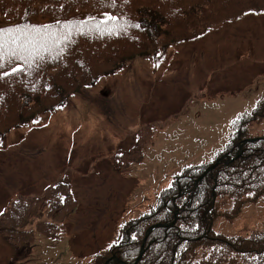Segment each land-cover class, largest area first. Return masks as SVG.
Masks as SVG:
<instances>
[{
    "label": "rangeland",
    "instance_id": "obj_1",
    "mask_svg": "<svg viewBox=\"0 0 264 264\" xmlns=\"http://www.w3.org/2000/svg\"><path fill=\"white\" fill-rule=\"evenodd\" d=\"M176 3L174 10L184 11L189 6L197 9L196 3L201 2ZM204 6L199 10H205ZM150 7L157 8L155 0H114L109 17L112 21L124 16L137 18L139 10ZM19 13L21 10L15 8L13 15ZM237 45L243 55L230 50ZM138 51L132 45L122 55ZM251 53L259 56L254 58L257 64L248 63L255 57ZM99 55L98 61L105 57L101 52ZM113 58L104 64L96 60L93 69L103 72L111 68L119 55ZM127 64L79 90L62 107L60 118L52 116L49 129L38 121L14 126L35 103L30 107L12 104L11 112L0 110V210L7 197L30 192L39 195L63 178L73 180L78 200L58 222L63 229L55 241L39 238L33 229L39 243L18 252L19 262L12 260L9 243L0 237V264L85 262L116 240L124 222L155 205L174 176L190 166L215 161L230 143L233 120L250 112L264 97V11L246 13L209 36L177 41L162 56L136 55ZM42 102L47 101L43 98ZM147 125L152 135L142 148L141 160L124 166L120 152L135 150L134 134ZM247 130L261 135L264 116ZM49 147L51 157H47ZM53 154L59 156L57 161ZM62 154L66 156L64 163ZM35 157L40 158L39 163L35 164ZM249 205H243L233 219H214L213 230L240 235L254 226L264 227V201ZM41 218L47 221L44 207L33 221Z\"/></svg>",
    "mask_w": 264,
    "mask_h": 264
},
{
    "label": "trees",
    "instance_id": "obj_2",
    "mask_svg": "<svg viewBox=\"0 0 264 264\" xmlns=\"http://www.w3.org/2000/svg\"><path fill=\"white\" fill-rule=\"evenodd\" d=\"M169 2L170 0H163L156 4L157 8L139 10L135 20L139 28L135 26L134 30L129 32L135 41H146L148 51L161 49L171 41L195 35L198 31L219 24L222 18L231 17L236 12L264 8V0H208L206 3H196L197 9L189 6L190 9L187 7L185 13L178 10L173 14ZM203 5L206 9L199 10V6ZM41 6L52 13L54 22L52 21L50 29L36 30L35 33H40V37L25 33L35 45L33 57L41 58L43 55L46 72L50 66L62 64L65 80L71 76L74 79L83 66L86 68L91 64L95 53L100 52L98 45L93 43L91 34H94V31H82L87 27L86 22H82L80 29L67 39L72 29L71 14L86 6L98 8L97 3H89L88 0H4V5L3 0H0V58L10 67L18 64L16 50L8 45L9 36L13 33L7 28L9 17L12 16L11 10L22 8L33 13H46L41 10ZM229 7L236 12L228 13ZM52 16L50 14V18ZM217 17L221 18L217 20ZM119 21L120 19H116V22ZM44 74L41 72V75ZM46 74L50 76L52 83L59 81L57 71H48ZM18 90L17 97L9 94L7 104L32 106L33 103L29 101H35L38 96L33 94L29 85L24 83L21 90ZM21 97L24 103L18 102ZM22 106L15 107V111L20 110ZM263 110L264 106L260 111ZM253 118L254 115L251 119ZM18 121H21V118ZM236 130V140L227 148L235 156L233 160L223 159L195 185L193 180L205 167L184 170L168 188L161 191L160 198L163 201L160 206L127 222L118 230L119 239L115 243L91 257L89 261L78 264H103L112 256L124 262L134 259L144 239L145 230L154 223L169 225L157 227L149 232L145 239L144 254L137 264H264V233L226 236L215 233L212 229V223L217 217L225 215L231 219L240 211L242 204L255 203L264 197V138L240 145V139L245 133H242V129ZM224 152H220L217 157ZM173 197L175 198L171 200ZM228 199L233 200L232 208L222 212L221 209ZM28 200L29 198H24L23 202L16 201L9 205L8 209L0 211V236L9 239L14 246H19V240L27 243L32 239L30 230L21 229L30 216L24 204L29 203ZM166 201L167 204L164 205ZM176 211V221L171 224ZM36 228L46 235L47 231H50L51 235L57 230L52 224L38 222Z\"/></svg>",
    "mask_w": 264,
    "mask_h": 264
},
{
    "label": "water",
    "instance_id": "obj_3",
    "mask_svg": "<svg viewBox=\"0 0 264 264\" xmlns=\"http://www.w3.org/2000/svg\"><path fill=\"white\" fill-rule=\"evenodd\" d=\"M143 244H142V246H141V251H140V253H139V256L137 257V259H136V261H138V259L141 257V254H142V252H143Z\"/></svg>",
    "mask_w": 264,
    "mask_h": 264
}]
</instances>
